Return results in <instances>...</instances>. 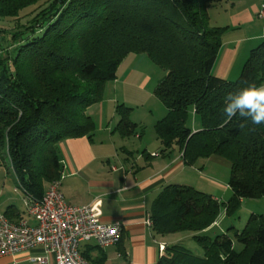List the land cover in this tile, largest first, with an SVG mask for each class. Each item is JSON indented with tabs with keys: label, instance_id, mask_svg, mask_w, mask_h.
I'll list each match as a JSON object with an SVG mask.
<instances>
[{
	"label": "trees",
	"instance_id": "1",
	"mask_svg": "<svg viewBox=\"0 0 264 264\" xmlns=\"http://www.w3.org/2000/svg\"><path fill=\"white\" fill-rule=\"evenodd\" d=\"M215 1L0 0L4 17L40 9L0 36V157L10 159L19 188L40 197L44 183L59 178L57 143L93 130L84 110L100 101L126 53L145 52L164 70L154 91L166 109L155 124L161 153L177 150L186 166L224 156L232 191L223 202L191 185H166L150 207L152 231L191 233L198 247L193 252L178 241L165 243L159 264H238L244 253V264H264V216L251 214L242 228L209 234L221 208L230 216L243 199L264 196V124L239 115L226 121L223 114L229 93L264 84V38L236 78L215 76L223 31L209 24L207 8ZM126 110L117 106L122 136L139 130ZM190 113L197 128L187 123Z\"/></svg>",
	"mask_w": 264,
	"mask_h": 264
},
{
	"label": "crops",
	"instance_id": "2",
	"mask_svg": "<svg viewBox=\"0 0 264 264\" xmlns=\"http://www.w3.org/2000/svg\"><path fill=\"white\" fill-rule=\"evenodd\" d=\"M261 4L262 2L253 6V17L257 16ZM256 22L258 25L255 23L251 35L245 38L232 35L224 40L212 68L215 76L227 80L237 77L251 48L264 38V20L257 17ZM238 25L240 27L241 23L235 21L234 29ZM96 106L99 109L97 123L93 121L95 127L91 132L67 137L57 143L62 165L60 191L68 203H92L101 222L119 221L122 234L117 245L99 247L93 240L82 242L81 252L90 264H159L161 246L171 242L168 237L154 234L146 220L152 202L166 185L186 183L180 180L179 174L188 166L184 164L181 154L168 156L166 159L171 160L170 162L163 161L167 153H161V144L159 149L152 152L148 151L146 145L135 151L128 148L126 144L129 137L136 136L139 132L122 136L116 130L119 121L117 105L109 103L107 113L104 112L103 101ZM91 118L94 120L92 116ZM152 160L158 163L151 164ZM155 164L158 165L154 166ZM10 168L6 166V180L2 178L0 187L11 186L12 191L19 192L22 197L21 190L15 191L19 186ZM49 183H44L42 192ZM2 189L0 214L8 212L10 216L13 215V219L19 216L34 223L24 214L23 206L15 205L14 196L2 194ZM38 254H41L39 248L3 255L0 257V264H38L30 259ZM45 264L55 263L50 257Z\"/></svg>",
	"mask_w": 264,
	"mask_h": 264
},
{
	"label": "rangeland",
	"instance_id": "3",
	"mask_svg": "<svg viewBox=\"0 0 264 264\" xmlns=\"http://www.w3.org/2000/svg\"><path fill=\"white\" fill-rule=\"evenodd\" d=\"M261 2L264 3V0H218L207 8L209 24L223 29L222 43L227 37L232 35L245 38L252 34L255 23H257V16L254 15L253 17L251 15L253 14L252 8ZM39 11V7L35 9L30 7L20 12L18 17L15 18L0 16V36H2L3 31L14 30L19 25L27 23L30 19L32 20ZM235 21L241 23V26L239 27L238 25L236 29H234ZM9 49L12 52L13 48L9 47ZM163 76L164 70L147 53L128 52L117 67L115 79L105 83L100 101L89 105L84 111L93 117V121L96 124L97 113L99 112L96 105L99 102L103 101L104 112L106 113L109 103L112 106L121 105L123 109L127 107L128 118L135 121L139 127L138 135L129 137L126 144L127 147L135 151L137 148L142 149L146 145L148 151L152 152L160 144L156 137L155 124L166 113L164 105L154 93L157 84ZM187 123L191 127L200 126L199 120L191 113L188 116ZM159 148H162V146ZM152 154L154 155V153ZM176 154L180 153L177 150H173L167 153L162 160L170 162L171 160L166 158ZM154 161L152 160L151 164L158 163ZM2 162L8 168L11 167L8 157L5 156L3 160L0 157V164L2 165L0 167V184H2V178L6 180L4 176L6 166ZM156 165L158 164L154 166ZM10 169L14 172L13 167ZM179 178L183 182H186V185H191L198 190L212 194L220 201L227 202L232 196V191L228 186L230 163L222 155L214 154L208 158L198 159L193 166L185 167V171L179 174ZM0 189L3 190H1L2 194L9 193L14 196V202L17 207L23 206L20 200V193H14L11 186L8 188L0 187ZM251 214L264 216V196L243 199L240 202L238 210L230 216H226L224 209L221 208L215 222L216 226L209 234L214 236L215 234H220V232H228V228L232 226L238 229L242 228ZM190 237L191 233L183 232L168 235V240L169 242L178 241L188 249L196 252V247L198 246ZM233 247L236 251H240L243 248L235 239H233ZM245 256L246 254L244 253L238 260V264H244Z\"/></svg>",
	"mask_w": 264,
	"mask_h": 264
},
{
	"label": "built area",
	"instance_id": "4",
	"mask_svg": "<svg viewBox=\"0 0 264 264\" xmlns=\"http://www.w3.org/2000/svg\"><path fill=\"white\" fill-rule=\"evenodd\" d=\"M257 17L264 20V3ZM18 190L22 192L24 214L34 223L24 217L11 220L0 214V257L39 248L41 254L30 258L38 264H45L50 257L55 264H90L81 252L82 242L93 240L99 247L119 243L121 223L101 222L92 203H68L60 191L59 178L50 181L40 197L15 188ZM146 223L151 226L149 215Z\"/></svg>",
	"mask_w": 264,
	"mask_h": 264
},
{
	"label": "clouds",
	"instance_id": "5",
	"mask_svg": "<svg viewBox=\"0 0 264 264\" xmlns=\"http://www.w3.org/2000/svg\"><path fill=\"white\" fill-rule=\"evenodd\" d=\"M223 114L226 121L234 116L248 120L252 125L264 124V84H250L225 97Z\"/></svg>",
	"mask_w": 264,
	"mask_h": 264
}]
</instances>
